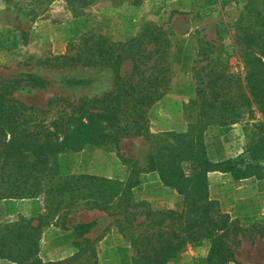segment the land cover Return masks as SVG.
Wrapping results in <instances>:
<instances>
[{
	"label": "trees",
	"instance_id": "1",
	"mask_svg": "<svg viewBox=\"0 0 264 264\" xmlns=\"http://www.w3.org/2000/svg\"><path fill=\"white\" fill-rule=\"evenodd\" d=\"M242 9L233 36L240 70L229 64L231 56L217 52L214 43L198 46L191 69L195 97L184 106L185 113L194 112V120L185 132L152 137L148 129L147 112L170 91L172 82L170 41L161 27L151 24L125 42L92 35L83 38L76 50H68L72 54L40 61L58 69L104 67L113 72L112 90L100 98L68 104L70 118L48 121L49 111L26 106L0 92V199L10 195L8 187L20 198L36 197L41 187L45 205L37 217L0 222V260L14 264H98L97 240L86 237L93 223L71 228L78 253L70 259L43 262L39 258L44 226L56 223L65 229L71 216L95 210L112 218L117 233L130 243L133 264H171L187 247L204 241L211 242L210 250L194 264H242L235 249L244 238L251 245L256 237L264 239V224L245 227L222 212L219 202L208 195L207 176L230 174L236 181L254 178L258 189L264 190V125L256 126L244 153L222 162L208 158L203 141L209 126L234 124L245 112L255 110L264 116V1L244 0ZM124 63L131 64L125 76L121 73ZM92 110L105 114V126L97 127L99 118L90 114ZM71 124L76 125L72 138L94 147L112 146L119 152L122 139L140 137L149 142L153 153L147 158L146 170L158 173L164 187L175 190L182 203L175 208L153 209L132 196L130 190L137 183L131 180L120 188L119 182L107 178L62 176L55 153L67 146L69 136L62 143L47 138L62 134Z\"/></svg>",
	"mask_w": 264,
	"mask_h": 264
},
{
	"label": "rangeland",
	"instance_id": "2",
	"mask_svg": "<svg viewBox=\"0 0 264 264\" xmlns=\"http://www.w3.org/2000/svg\"><path fill=\"white\" fill-rule=\"evenodd\" d=\"M243 5L244 0H0V92L26 106L49 111L48 121L70 118L68 104L100 98L112 90L113 72L104 67L58 69L41 65L40 61L66 55L68 50H76L83 38L92 35L125 42L151 24L161 27L170 41L168 57L172 82L170 91L147 112L148 129L152 137L169 132L168 129L185 132L194 120V112L185 113L184 106L195 97L191 69L198 46L204 42L214 43L218 53L231 56L229 64L236 66L235 70L241 69L233 36ZM130 70V63L121 67L123 76ZM90 112L99 118L97 127L105 126L104 113ZM86 120L85 113L82 122ZM259 125H264V116L255 110L250 114L245 112L234 124L209 126L203 134L208 158L217 163L241 155ZM75 128L74 124L67 125L62 134L47 138L62 143L69 136L67 146L62 145L55 153L62 176L107 178L119 182L120 188L131 180L137 183L130 190L132 196L137 201L148 202L153 209L175 208L182 203L175 190L164 187L158 173L146 170L147 158L153 153L149 142L140 137L125 138L118 143V152L112 146L94 147L73 139ZM122 160L128 161L123 163ZM184 166L188 168L189 164ZM150 174H155V182L145 180ZM208 184L209 197L219 202L222 212L231 219L245 227L264 224V221L252 223L237 216L240 212L252 213L255 205L246 190L252 188L258 192L254 178L236 181L230 174L222 177L217 173L208 177ZM259 189L263 191V187ZM41 190L40 187L34 198H20L8 187L10 195L0 199V222L34 218L43 213ZM258 198L264 212V193ZM244 200L248 203H243ZM83 223L94 224L86 237L97 240L94 248L98 264H133L130 243L117 233L112 218L95 210L71 216L65 229L56 223L44 226L39 258L43 262H57L76 255L78 250L73 246L76 237L71 228ZM210 247V241L187 247L171 264H194L207 256ZM235 253L242 264H264V239L256 237L251 245L244 238ZM0 264L14 263L0 260Z\"/></svg>",
	"mask_w": 264,
	"mask_h": 264
},
{
	"label": "crops",
	"instance_id": "3",
	"mask_svg": "<svg viewBox=\"0 0 264 264\" xmlns=\"http://www.w3.org/2000/svg\"><path fill=\"white\" fill-rule=\"evenodd\" d=\"M164 130H167V128L164 129ZM168 130L172 131L171 129H168ZM212 174H217V173H209V174H208V177H209L210 175H212ZM218 174H220L222 177H225V174H222V173H218ZM155 177H156L155 174H150V176L148 175V178H146L145 180L150 179V180H152V181L155 182ZM145 180H143V182H144ZM256 187H257V186H256ZM257 190H258V192H257L256 190L252 189V188L246 190V192L249 191V194L252 196L253 204L255 205L253 208H251L252 213H251L250 211H245L243 214L240 212V213L237 215L238 217H243V218L246 219V220L249 219L250 222H252V223H254V222H262V221H264V212L262 211V208L259 207L260 199L258 198L259 194L264 193V190H263V191H260V190L258 189V187H257ZM170 193H171V192H170ZM238 193H240V192H238ZM162 194H165L166 196L168 195L167 192H165V191H162ZM238 202H240V201L238 200ZM249 202H250V201H249ZM258 202H259V203H258ZM243 203L247 204L248 202H247L246 200H244Z\"/></svg>",
	"mask_w": 264,
	"mask_h": 264
}]
</instances>
